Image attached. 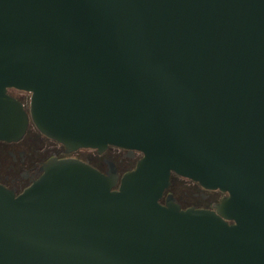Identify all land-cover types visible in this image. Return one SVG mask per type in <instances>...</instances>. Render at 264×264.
Instances as JSON below:
<instances>
[{
	"label": "water",
	"instance_id": "obj_1",
	"mask_svg": "<svg viewBox=\"0 0 264 264\" xmlns=\"http://www.w3.org/2000/svg\"><path fill=\"white\" fill-rule=\"evenodd\" d=\"M30 119L142 156L0 183V264H264V0H0V140ZM172 172L227 195L162 204Z\"/></svg>",
	"mask_w": 264,
	"mask_h": 264
},
{
	"label": "flooded vegetation",
	"instance_id": "obj_2",
	"mask_svg": "<svg viewBox=\"0 0 264 264\" xmlns=\"http://www.w3.org/2000/svg\"><path fill=\"white\" fill-rule=\"evenodd\" d=\"M13 90L27 94V97H23L25 100H20L29 110L30 93L15 88L8 89L10 94ZM141 156L142 152L139 150H130L112 144L102 149L68 148L41 133L30 119L27 130L20 139L0 140V183L13 190L15 195H19L44 173L43 166L52 158L77 159L104 174L114 170L119 181L124 173L135 168ZM170 194L182 209L189 207L215 209V204L220 202L227 192L205 188L193 179L172 172L170 183L159 202L165 204Z\"/></svg>",
	"mask_w": 264,
	"mask_h": 264
},
{
	"label": "rangeland",
	"instance_id": "obj_3",
	"mask_svg": "<svg viewBox=\"0 0 264 264\" xmlns=\"http://www.w3.org/2000/svg\"><path fill=\"white\" fill-rule=\"evenodd\" d=\"M11 93L16 96L17 98L21 99L22 101L25 100L23 99V97H27V94H24V93H20V92H17V91H11Z\"/></svg>",
	"mask_w": 264,
	"mask_h": 264
}]
</instances>
